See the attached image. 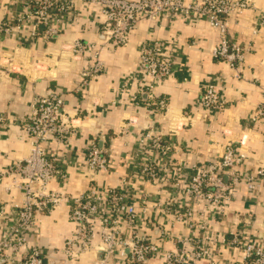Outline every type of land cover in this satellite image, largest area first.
Here are the masks:
<instances>
[{"label": "crops", "instance_id": "obj_1", "mask_svg": "<svg viewBox=\"0 0 264 264\" xmlns=\"http://www.w3.org/2000/svg\"><path fill=\"white\" fill-rule=\"evenodd\" d=\"M247 1L253 7L229 25L231 39L249 49L241 71L235 72L211 57L218 34L205 21L193 24L181 19L163 24L142 21L130 34L126 46L100 51L102 72L80 87L82 71L91 68L95 51L106 41L101 29L103 17L96 8L85 0H73L70 14L61 19L64 24L57 36L45 39L41 34L32 36L31 21L23 20L32 0H0V170L23 162L29 154L30 146L22 128L33 99L48 91L60 92L74 130L67 144H45L47 153L58 161L66 175L63 183L51 182L50 189L74 198L89 190L85 158L88 145L94 141L110 160L109 171L94 177L95 191L127 187L134 195L138 213L141 198L146 196L150 213L142 218L141 231L155 238L159 236L158 224L163 225L173 238L163 242L162 249L176 250L189 248L188 229L183 225L172 229L169 218L151 209L155 199L169 204L170 187L147 182L132 166L137 135L144 132L172 135L174 150L170 162L184 167L216 160L231 143L246 156L239 170L256 178L257 187L249 189L243 184L231 189L225 215L216 220L205 208L196 206L195 211L203 216L195 219L207 222L212 237L217 236L210 262L242 264L240 250L231 245L234 234L264 245V177L257 178L258 170L264 169V143L261 125L250 120L262 97L259 86L264 84L261 68L264 37L260 31L252 34L258 14L264 12V0ZM153 39L176 42L181 52L180 68L164 84L150 93L142 92L139 100H134L138 49ZM76 40L93 45L94 49L75 56L72 45ZM208 83L219 87V96L225 102L220 111L207 110L202 105V87ZM161 98L168 103L165 111L154 106ZM10 183L11 179L6 178L3 186ZM0 201L20 203L21 194L15 189L1 188ZM37 219V227L28 236L29 247L42 252L45 264H64L65 240L76 228L68 220V202H61L58 208L38 215ZM98 243L99 237L95 235L93 245ZM95 260V255L89 252L77 264H94ZM160 263L161 258L150 261ZM109 264L122 263L113 258ZM199 264L209 261L202 260Z\"/></svg>", "mask_w": 264, "mask_h": 264}, {"label": "built area", "instance_id": "obj_2", "mask_svg": "<svg viewBox=\"0 0 264 264\" xmlns=\"http://www.w3.org/2000/svg\"><path fill=\"white\" fill-rule=\"evenodd\" d=\"M72 1L32 0L30 10L23 18L32 23L31 35L35 37L41 34L45 39L56 37L64 24L61 21L63 15L70 14ZM85 1L103 17L101 29L106 41L95 51L91 68L82 71L80 87L102 72L100 51L106 47L126 46L130 34L142 21L163 24L181 19L186 24H193L203 20L218 34L211 57L235 72L244 68L249 49L231 39L229 25L235 23L243 11L253 7L247 0ZM8 30L4 29L5 33ZM259 31L264 37L263 11L257 16L252 34L257 35ZM72 46L75 56L94 49L93 45H84L77 40ZM177 46L175 41L158 39L140 45L134 100H139L142 92H152L179 70L181 52ZM261 68L264 71V59ZM259 90L262 97L252 111L250 120L253 124L261 125L260 137L264 143V84H260ZM218 91L219 87L214 83L202 87L201 102L205 109L220 111L224 108L225 102ZM154 106L156 110L165 111L168 103L161 98ZM73 130L60 92L48 91L33 99L22 128L30 146L29 154L23 162L0 170V189H15L21 194L20 203L0 201V264H45L42 252L29 247L28 236L38 225V215L58 208L63 201L68 202V220L76 224L75 230L65 240L64 264H77L89 252L96 257L94 264H109L113 258H118L122 264H150L152 259L158 258H161L160 264H199L202 260L214 264L210 261L215 254L217 236L212 237L213 231L207 222L195 219L196 216H203L195 211V207L202 206L216 220L225 215L231 189L243 184L249 189L257 187L256 178L239 170L246 156L237 146L231 143L226 145L212 162L184 167L181 163L173 165L170 162L174 150L172 135L164 137L149 132L137 135L132 166L147 182L170 187L169 204L163 205L160 199H155L151 209L169 218L172 229L177 225L188 229L186 242L189 248L163 250L161 244L173 238L163 225L158 224L159 236L155 238L140 229L142 218L150 213L146 196L141 198L138 213L134 195L127 187L109 188L102 193L95 191L94 177L109 171L110 160L94 141L88 145L85 158L89 190L74 198L50 189L51 182L56 180L63 183L66 175L58 161L47 153L45 144H67ZM261 177H264V169L257 172V178ZM6 178H10L11 183L3 186ZM95 235L99 237L97 246L93 245ZM231 245L240 250L242 264H264L263 244L257 245L248 237L234 234Z\"/></svg>", "mask_w": 264, "mask_h": 264}]
</instances>
